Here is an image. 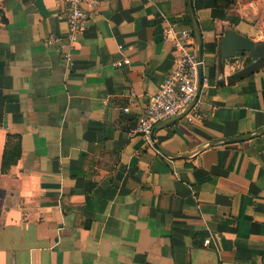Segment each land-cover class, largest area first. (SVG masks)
<instances>
[{
	"label": "crops",
	"instance_id": "0c3cea01",
	"mask_svg": "<svg viewBox=\"0 0 264 264\" xmlns=\"http://www.w3.org/2000/svg\"><path fill=\"white\" fill-rule=\"evenodd\" d=\"M190 1L209 83L164 152L130 131L174 63L167 21L197 53L189 0H98L70 63L63 5L0 0V264H264V65L223 47L264 43V0Z\"/></svg>",
	"mask_w": 264,
	"mask_h": 264
},
{
	"label": "built area",
	"instance_id": "2783aa9c",
	"mask_svg": "<svg viewBox=\"0 0 264 264\" xmlns=\"http://www.w3.org/2000/svg\"><path fill=\"white\" fill-rule=\"evenodd\" d=\"M66 10L68 29L66 40L60 45L62 55L67 62H71L72 53L79 38L84 35L88 27L92 11L98 6V0H57ZM164 39L171 42L175 49L174 63L157 92L149 95L142 114L138 117V124L131 129V134H143L148 139L156 125L174 118L187 110L198 91L199 66L204 67L203 58L199 61L192 41L193 31L179 21H167L163 30ZM56 41L54 37L46 40L48 45ZM131 60L124 58L123 63ZM121 64V62L119 63ZM209 83L203 74L200 95L182 118L189 122H196L202 117V93ZM130 107H124L126 112Z\"/></svg>",
	"mask_w": 264,
	"mask_h": 264
},
{
	"label": "water",
	"instance_id": "95a60500",
	"mask_svg": "<svg viewBox=\"0 0 264 264\" xmlns=\"http://www.w3.org/2000/svg\"><path fill=\"white\" fill-rule=\"evenodd\" d=\"M189 11H190V15H191V19H192V23H193V28L194 31L197 35V39H198V49H197V54H198V59L199 61L202 59V47H201V35L199 32V29L197 27L196 21L193 17V11L191 8V1L189 0ZM223 47H224V55L226 57H233L236 55V52H244V51H250L251 52V56L253 58H260V60L257 63H253L251 64L249 67H247V69L245 71H251L259 66L264 65V43L261 42H256L253 39L241 34V33H237V32H227L224 36L223 39ZM202 79H203V68L202 65L199 66V82H198V91L197 94L194 98V100L192 101V103L189 105V107L187 108L186 111H184L183 113H181L180 115L168 119L166 121H163L162 123H159L158 125H156L154 127V129L152 130L151 133V138L154 141L153 138V133L154 131L158 128V127H162L163 125L176 120V119H181L184 114L190 109V107L195 103V101L197 100L198 96L200 95L201 92V87H202ZM238 139L241 138H235V139H226L224 140V142H228V141H236ZM217 142L211 143L210 145H214ZM154 144L160 148L162 151H164L156 141H154ZM165 152V151H164Z\"/></svg>",
	"mask_w": 264,
	"mask_h": 264
},
{
	"label": "trees",
	"instance_id": "16d2710c",
	"mask_svg": "<svg viewBox=\"0 0 264 264\" xmlns=\"http://www.w3.org/2000/svg\"><path fill=\"white\" fill-rule=\"evenodd\" d=\"M216 1H217V0H216ZM19 154H20V151L17 152V155H16V156H18ZM3 164H4V167H5V168H7V167L9 166V164H10V162L7 161V157H6V155H5V157H4Z\"/></svg>",
	"mask_w": 264,
	"mask_h": 264
}]
</instances>
